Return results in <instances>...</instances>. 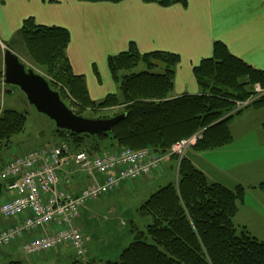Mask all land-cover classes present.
Instances as JSON below:
<instances>
[{
	"label": "trees",
	"instance_id": "1",
	"mask_svg": "<svg viewBox=\"0 0 264 264\" xmlns=\"http://www.w3.org/2000/svg\"><path fill=\"white\" fill-rule=\"evenodd\" d=\"M79 1L118 3L123 0ZM144 1H156L163 6L187 4V0ZM15 39L23 43L30 61L50 76V87L59 92L76 114L83 116L85 111L98 113L115 109L110 116L100 117L110 118L125 113L109 132L89 135L57 129L75 149L97 153L128 146L167 155L175 141L203 130L202 138L192 148L202 152L232 141L229 123L245 108L264 109V93L256 98L253 93L255 84L264 89V70L236 57L220 41L214 43L212 56L194 68L200 94L172 97L180 57L164 51L141 53L132 43L127 51L107 58L120 95L110 93L92 100L83 76L72 72L66 53L70 42L66 28L39 25L29 18L23 21ZM141 64L143 69L135 71ZM65 89L76 102H66ZM238 101L246 104L237 108ZM25 122L23 113L3 110L0 146L21 132ZM171 158L177 161L176 180L160 186L140 205L138 211L148 221L144 228L134 224L136 234L130 243L117 256L102 263L82 262L76 257L70 264H264V241L244 227L235 226L233 221L246 188L240 184L229 188L222 183H209L188 154L181 159L172 154ZM4 161H0V169ZM258 188L264 195V180ZM6 194V182L0 180V198ZM6 264L24 263L11 259Z\"/></svg>",
	"mask_w": 264,
	"mask_h": 264
},
{
	"label": "crops",
	"instance_id": "2",
	"mask_svg": "<svg viewBox=\"0 0 264 264\" xmlns=\"http://www.w3.org/2000/svg\"><path fill=\"white\" fill-rule=\"evenodd\" d=\"M29 18L39 25L60 26L69 31L70 42L66 53L72 72L83 76L89 96L94 100L110 93L119 94V84L110 74L107 58L127 51L132 43L141 53L164 51L180 57L173 78L172 97L201 93L194 68L203 59L212 56L213 45L217 41L224 43L233 55L250 66L264 70V0H187L186 5L176 3L170 6L144 0L118 3L0 0L1 44L7 46L23 21ZM236 127L241 136L234 148L237 157H232L239 160L235 165L237 172L231 174L230 148L235 146L233 130ZM229 128L233 135L229 144L202 152L190 149L187 154L194 166L203 171L209 183L218 182L229 188L240 184L246 188L244 200L233 221L235 226L244 227L251 235L264 241V195L258 188L264 180V109L245 108L233 117ZM249 135H254V138L247 137ZM174 170L176 161L165 156L157 171L138 180V192L145 196L144 191L151 184L163 182L158 185L161 186L175 181ZM87 183L79 174L68 188L76 191L80 185ZM124 184L125 181L120 184V189ZM247 196L250 197L249 206L245 204ZM253 197L263 200L256 205ZM87 210L89 208L85 207L83 211L86 213ZM83 220L88 224L86 218ZM9 223L10 220L0 216V228ZM22 240L11 245L13 252H18ZM56 257L58 262L66 259L67 255ZM34 258H29L30 264L43 261Z\"/></svg>",
	"mask_w": 264,
	"mask_h": 264
},
{
	"label": "built area",
	"instance_id": "3",
	"mask_svg": "<svg viewBox=\"0 0 264 264\" xmlns=\"http://www.w3.org/2000/svg\"><path fill=\"white\" fill-rule=\"evenodd\" d=\"M255 91L262 89L256 85ZM202 134L203 130H198L175 141L170 153L181 159ZM164 159L165 155L149 148L90 153L74 150L66 141L12 155L0 169V180L11 193L0 202V215L12 221L0 228V248L23 238L20 248L27 255L68 246L83 259L85 240L77 221L87 202L117 189L124 181L151 176ZM79 174L88 184L73 191L68 185Z\"/></svg>",
	"mask_w": 264,
	"mask_h": 264
},
{
	"label": "rangeland",
	"instance_id": "4",
	"mask_svg": "<svg viewBox=\"0 0 264 264\" xmlns=\"http://www.w3.org/2000/svg\"><path fill=\"white\" fill-rule=\"evenodd\" d=\"M6 47L11 49L14 53H17L20 60L24 62L27 67H30L34 71L43 75L49 82L51 81L50 76L44 71V69L30 61L23 43L21 41L16 42L15 37H13V39L7 44V46H4L0 42V86H2L1 83L3 80V50ZM143 67L144 65L141 64L135 69V71L142 70ZM256 85L259 84H255L253 87L255 98L260 96L264 92L263 88H261L262 91H255ZM9 89L11 90V92L9 93L0 91V114L3 110L6 109L16 110L26 116V122L25 127L21 132L15 133L8 140L2 142V145L0 146V161H3V159L5 160V158L13 154L29 151L34 147L49 146L51 144H57L61 140H66V138L62 136V133L58 132L54 121H52L45 114L38 112L35 107L29 103L26 95L17 86H10ZM64 92L67 96V99H65L67 103L73 101L76 102V100L71 95L68 96V94H70L69 91L65 89ZM118 95H120V91ZM245 103L246 101H238L237 108L244 106ZM111 114L112 112L108 110L100 111L98 113L85 111L83 113V116L87 118H100L105 115L110 116ZM233 133L235 135V146L233 145V147L231 146L230 148V160L233 164L232 167H229V169H231V174H235L238 169V167H236L235 165H237V161L239 159L232 156H236L234 148H236L239 144V137L241 136L237 127L235 128V130H233ZM247 137L254 138V135H249ZM192 148L193 147H191L190 149ZM190 149H188L187 151H189ZM187 151L185 155L188 153ZM166 156L172 157L170 148ZM174 174H177V170H174ZM138 180L125 181V184L121 189L119 187L97 198L96 200L87 203L86 207H88L89 210H87L86 213L82 211L81 217L77 221V226L82 232L85 241L87 239L85 247L87 248L86 252L88 254L85 253V256L83 257L85 258L86 262L88 260H96L102 263L107 258H114L124 249V247L128 245V243H130V241L136 234L135 225L133 224L144 228V225L148 221V218L139 213L138 207L141 205V203H143L144 199H146V197H148L150 193L155 191V189L160 187L158 185L163 184V182L160 184H151L150 188L144 191V193H146L144 194L145 196H141V191L138 192L139 186L136 185L139 182ZM253 198L256 201V205H258V203L263 200H259L257 197ZM1 199L2 198H0V200ZM245 204L246 206L250 205V197H246ZM242 208L243 210H246V207ZM83 214H85V216H83ZM89 215H93V217H90ZM83 218H86L88 220V224L83 220ZM132 230L134 231L132 232ZM59 254L67 255V257H64L66 259L57 262L56 256H58ZM47 255L49 257L53 256L54 259L50 260L48 259L49 257L45 259V256ZM34 257H38L37 261L43 260L38 264H70L72 260L76 258L72 250L69 247L65 246L35 255H27L22 251L21 248L17 253L11 250V246L0 248V264H6V262L11 259H20L24 264H30L29 258Z\"/></svg>",
	"mask_w": 264,
	"mask_h": 264
},
{
	"label": "water",
	"instance_id": "5",
	"mask_svg": "<svg viewBox=\"0 0 264 264\" xmlns=\"http://www.w3.org/2000/svg\"><path fill=\"white\" fill-rule=\"evenodd\" d=\"M3 65L4 83L8 87L17 86L29 103L54 121L58 129L95 135L100 131H111L115 123L125 117V113L110 118H87L76 114L63 102L59 92L50 87L45 77L26 67L18 55L8 48L3 52ZM5 92L11 90L6 89Z\"/></svg>",
	"mask_w": 264,
	"mask_h": 264
},
{
	"label": "flooded vegetation",
	"instance_id": "6",
	"mask_svg": "<svg viewBox=\"0 0 264 264\" xmlns=\"http://www.w3.org/2000/svg\"><path fill=\"white\" fill-rule=\"evenodd\" d=\"M6 85H4L3 83H2V86H0V88H2V89H5V88H7V87H5Z\"/></svg>",
	"mask_w": 264,
	"mask_h": 264
}]
</instances>
